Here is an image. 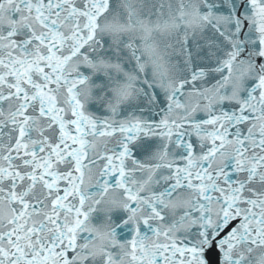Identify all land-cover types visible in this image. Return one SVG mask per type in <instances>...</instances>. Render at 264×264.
I'll return each instance as SVG.
<instances>
[{
	"label": "snow or ice",
	"instance_id": "obj_1",
	"mask_svg": "<svg viewBox=\"0 0 264 264\" xmlns=\"http://www.w3.org/2000/svg\"><path fill=\"white\" fill-rule=\"evenodd\" d=\"M0 264H264V0H0Z\"/></svg>",
	"mask_w": 264,
	"mask_h": 264
}]
</instances>
